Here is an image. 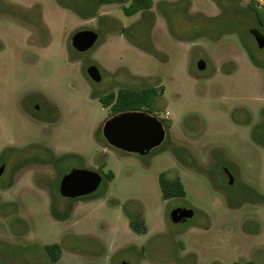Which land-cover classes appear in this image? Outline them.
Masks as SVG:
<instances>
[{
  "label": "rangeland",
  "instance_id": "1",
  "mask_svg": "<svg viewBox=\"0 0 264 264\" xmlns=\"http://www.w3.org/2000/svg\"><path fill=\"white\" fill-rule=\"evenodd\" d=\"M68 1L81 5L0 0V264L264 263V45L252 34L264 24L247 5L264 16V1L152 0L126 15L131 0H88L85 17ZM82 28L98 39L79 52ZM122 86L161 87L151 111L167 128L145 154L102 134L99 94ZM72 168L98 171V187L61 195ZM161 173L185 194L164 199ZM177 206L192 215L171 221Z\"/></svg>",
  "mask_w": 264,
  "mask_h": 264
},
{
  "label": "water",
  "instance_id": "2",
  "mask_svg": "<svg viewBox=\"0 0 264 264\" xmlns=\"http://www.w3.org/2000/svg\"><path fill=\"white\" fill-rule=\"evenodd\" d=\"M257 45H264V36L261 33H253ZM98 39V33L92 28L75 30L70 37L71 45L77 51H85L92 47ZM198 68L204 67V62H197ZM87 75L95 81L100 80L101 75L95 64L86 67ZM102 134L111 146L127 152L145 154L158 146L164 139L165 128L161 120L144 110H124L110 115L102 124ZM2 166L0 167V171ZM102 175L95 170L86 168H72L66 172L59 181V192L66 197H76L94 191ZM193 213L190 207H176L169 213L174 222L186 220ZM122 264H126L123 262Z\"/></svg>",
  "mask_w": 264,
  "mask_h": 264
},
{
  "label": "trees",
  "instance_id": "3",
  "mask_svg": "<svg viewBox=\"0 0 264 264\" xmlns=\"http://www.w3.org/2000/svg\"><path fill=\"white\" fill-rule=\"evenodd\" d=\"M88 0H81V5L84 6ZM66 5L73 7L78 11V13L85 17V11L79 10L80 8L77 6V3L74 2H65ZM152 6V0H131L130 4L127 6H123V12L126 15H131L139 11H145L150 9ZM248 6L253 10L257 21L260 25L264 24V16L260 13V10L253 6L252 3H248ZM161 93V87L157 88L156 86H141V87H129L122 86L117 89L116 92L109 91L107 93L99 94V98L101 103L104 106L110 105L111 114H115L124 110H133V109H141L144 107L146 112L152 113V103L155 98ZM160 119V118H159ZM165 130L167 126L164 124V121L160 119ZM157 147V146H156ZM154 147V148H156ZM152 148V149H154ZM151 149V150H152ZM107 179H110L112 174L111 172H107L104 174ZM159 187L161 191V195L164 199H168L171 197H179L185 194L183 184L180 181L178 176L173 178H168L164 173L159 175ZM129 218V226L138 232H144L146 230L145 225L142 222L140 217L133 216L131 214L128 215ZM44 250L46 251L49 259L53 262L55 261L59 253L61 251V247L59 243H53L44 246ZM230 264H264L258 263L253 260H242V261H233Z\"/></svg>",
  "mask_w": 264,
  "mask_h": 264
},
{
  "label": "flooded vegetation",
  "instance_id": "4",
  "mask_svg": "<svg viewBox=\"0 0 264 264\" xmlns=\"http://www.w3.org/2000/svg\"><path fill=\"white\" fill-rule=\"evenodd\" d=\"M257 1V0H256ZM248 3H252L253 4V6H255V7H257L259 10H261V7H262V4L261 3H258V4H254L253 2H248ZM248 3H247V5H248ZM249 7V6H248ZM93 29V28H92ZM95 30V29H94ZM261 33L262 34V32L257 28V27H255V28H253L252 29V34L253 33ZM97 33H98V31H97ZM70 43H71V40H70ZM72 46V45H71ZM73 47V46H72ZM73 49H75L74 47H73ZM76 50V49H75ZM79 52H82V51H79ZM112 115V114H111ZM172 198V197H171ZM177 207H180V206H177ZM182 207H186V206H182ZM176 208V207H175ZM174 209V208H173ZM170 213V212H169ZM170 218V217H169ZM172 221V220H171ZM174 222V221H173Z\"/></svg>",
  "mask_w": 264,
  "mask_h": 264
},
{
  "label": "built area",
  "instance_id": "5",
  "mask_svg": "<svg viewBox=\"0 0 264 264\" xmlns=\"http://www.w3.org/2000/svg\"><path fill=\"white\" fill-rule=\"evenodd\" d=\"M166 115H168V112H167V111H165V116H166Z\"/></svg>",
  "mask_w": 264,
  "mask_h": 264
},
{
  "label": "crops",
  "instance_id": "6",
  "mask_svg": "<svg viewBox=\"0 0 264 264\" xmlns=\"http://www.w3.org/2000/svg\"><path fill=\"white\" fill-rule=\"evenodd\" d=\"M264 1V0H263Z\"/></svg>",
  "mask_w": 264,
  "mask_h": 264
}]
</instances>
